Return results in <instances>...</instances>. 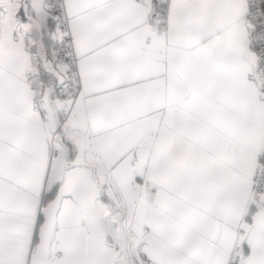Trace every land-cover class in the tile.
<instances>
[{"label":"snow or ice","instance_id":"6c2138e0","mask_svg":"<svg viewBox=\"0 0 264 264\" xmlns=\"http://www.w3.org/2000/svg\"><path fill=\"white\" fill-rule=\"evenodd\" d=\"M0 264H264V0H0Z\"/></svg>","mask_w":264,"mask_h":264}]
</instances>
